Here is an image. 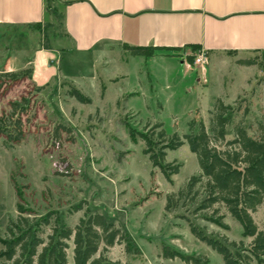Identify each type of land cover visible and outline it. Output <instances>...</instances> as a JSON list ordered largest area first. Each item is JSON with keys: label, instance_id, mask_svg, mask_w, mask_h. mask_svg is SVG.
Returning <instances> with one entry per match:
<instances>
[{"label": "rangeland", "instance_id": "rangeland-1", "mask_svg": "<svg viewBox=\"0 0 264 264\" xmlns=\"http://www.w3.org/2000/svg\"><path fill=\"white\" fill-rule=\"evenodd\" d=\"M191 51L181 55L190 64V71L185 74L181 65H172L169 80L162 74L166 65L148 63L139 79L135 62L119 68L107 66L108 71L101 73L90 59L82 65L76 59L69 65L71 84L58 80L38 86L31 75L14 85L5 98L0 97L2 113L9 110V101L28 93L36 96L37 113L20 145L14 149L0 145V237H4L9 217L18 214L16 181L26 204L38 214L56 210L63 224L75 228L89 211L122 228L131 238L132 251L128 253L120 243L106 253L109 260L120 264H184L179 259H164L163 245L185 255L206 256L210 264H224L217 252L192 235L186 219L209 235L248 245L251 240L243 238V228L230 216L225 220L227 228H221L202 214L196 215V206L166 211L167 195L178 193L200 173L198 156L187 144L168 151L162 160L168 172L164 173L153 165L150 155H145L146 142L141 138L134 141L127 130L131 126L143 132L150 124L163 123L170 135L182 137L193 120L203 119L209 126L210 111L221 99L240 109L228 128V138L241 121L253 135L257 122L264 119V60L252 59L255 65L247 67L232 56L222 55L195 65L189 58L198 51ZM29 69L31 66L17 72ZM116 74L127 78L119 83L107 79ZM41 87L44 90L40 91ZM73 88L90 97L92 104L70 97ZM246 109L249 114L244 117ZM58 124L72 128V134H64L61 141L51 136ZM78 205L83 210L74 213ZM254 217L264 229V211L259 210ZM71 246L68 260L74 264Z\"/></svg>", "mask_w": 264, "mask_h": 264}, {"label": "trees", "instance_id": "trees-1", "mask_svg": "<svg viewBox=\"0 0 264 264\" xmlns=\"http://www.w3.org/2000/svg\"><path fill=\"white\" fill-rule=\"evenodd\" d=\"M126 49L135 57H154L156 53V49L147 47L126 46ZM189 59L194 62V57ZM238 63L247 67L255 65L253 60ZM32 73V69L1 72L0 97L5 98L14 85ZM69 96L82 104H92V99L76 88ZM35 99L36 96L28 93L9 101V110L0 113V145L14 149L27 138L29 127L37 119ZM238 111L218 99L210 111L209 126L203 119L193 120L189 132L182 137L170 135L163 123L150 124L143 132L131 126L127 130L134 141L141 138L146 142L145 155H150L153 165L164 173H168L162 165L167 152L187 144L198 156L200 173L192 176L178 193L167 195L166 211L196 206V215L202 214L206 221L221 228H227L225 220L230 216L243 228V238L251 240L248 245L209 235L190 219L186 220L192 235L217 252L224 264H264V229L254 217L259 210L264 211V119L257 122L253 135L241 121L233 128V137L228 138V128ZM248 114L246 109L244 117ZM64 134L71 135L72 128L58 124L52 131V140L61 141ZM14 188L20 201L18 214L9 217L4 237H0V264H69L71 243L74 264H120L106 256L109 249L120 243L125 244L128 253L132 251L130 236L104 215L87 211L72 228L62 223L56 210L38 214L26 204L16 181ZM82 210L81 205L73 208L74 213ZM161 256L166 260L179 259L184 264H210L206 256L185 255L168 245H163Z\"/></svg>", "mask_w": 264, "mask_h": 264}, {"label": "crops", "instance_id": "crops-1", "mask_svg": "<svg viewBox=\"0 0 264 264\" xmlns=\"http://www.w3.org/2000/svg\"><path fill=\"white\" fill-rule=\"evenodd\" d=\"M126 46L156 53L132 57ZM193 48L212 61L222 55L264 60V0H0V69L31 66L38 86L71 84L76 59L80 65L90 59L101 73L135 62L139 79L148 63L166 65L169 80L172 65L190 71L181 55Z\"/></svg>", "mask_w": 264, "mask_h": 264}, {"label": "built area", "instance_id": "built-area-1", "mask_svg": "<svg viewBox=\"0 0 264 264\" xmlns=\"http://www.w3.org/2000/svg\"><path fill=\"white\" fill-rule=\"evenodd\" d=\"M207 55L206 52H204L203 50H199L198 54L194 57V63L195 65H201V64H205L207 61Z\"/></svg>", "mask_w": 264, "mask_h": 264}]
</instances>
